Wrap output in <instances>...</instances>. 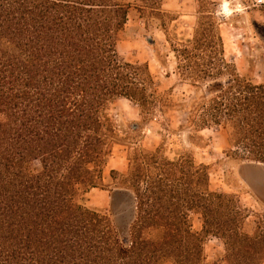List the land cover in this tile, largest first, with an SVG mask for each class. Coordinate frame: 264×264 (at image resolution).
I'll return each instance as SVG.
<instances>
[{"label": "trees", "instance_id": "16d2710c", "mask_svg": "<svg viewBox=\"0 0 264 264\" xmlns=\"http://www.w3.org/2000/svg\"><path fill=\"white\" fill-rule=\"evenodd\" d=\"M138 1L142 16H164L165 0ZM196 1L200 16L181 54L197 91L208 85L192 101V122L197 132L214 129L228 156L264 163V81L226 58L216 4ZM129 8L113 0H0V264H264V214L249 232V210L235 196L208 185L199 196L181 192L175 162L165 160L159 176L144 159L132 166L128 234L90 206L91 192L108 186L114 146L127 138L112 107L128 99L148 113L159 101L148 64L120 52ZM199 208L202 231L189 221ZM208 236L225 247L210 263Z\"/></svg>", "mask_w": 264, "mask_h": 264}, {"label": "rangeland", "instance_id": "374dc122", "mask_svg": "<svg viewBox=\"0 0 264 264\" xmlns=\"http://www.w3.org/2000/svg\"><path fill=\"white\" fill-rule=\"evenodd\" d=\"M113 1L130 6L120 52L129 62L148 64L159 101L148 113L127 99L112 107L121 128L119 134L127 138L124 144L114 146L104 174L108 186L91 192L90 206L111 214L121 234H128L124 227L131 200L125 195L115 197V192L123 189L134 194L135 180L132 175L126 178L139 158L150 163L153 176H159V167L169 160L181 171L177 172L183 178L181 192L199 196L197 191H204L208 185L212 191L235 196L242 208L249 210L246 229L253 232L258 216L264 214L263 169L228 156V148L215 130L197 132L191 118L196 115V111H191L192 101L196 94L205 93L208 81H201L197 91L194 81L184 75L186 63L181 53L182 44L194 36L200 4L196 0H165L164 16L147 18L138 10V0ZM209 1L216 4L226 58L243 75L264 81V12L261 10L264 0ZM171 43L179 52L174 51ZM133 123L138 127L133 128ZM112 170L116 173L112 174ZM204 172L208 173V182ZM122 183L126 187H121ZM196 199L202 201V198ZM198 210L190 212L189 221L194 230L202 231L204 216L202 209ZM154 236L159 238L162 232H154ZM204 253L208 263L221 257L225 254L223 241L215 236L206 237Z\"/></svg>", "mask_w": 264, "mask_h": 264}, {"label": "water", "instance_id": "95a60500", "mask_svg": "<svg viewBox=\"0 0 264 264\" xmlns=\"http://www.w3.org/2000/svg\"><path fill=\"white\" fill-rule=\"evenodd\" d=\"M133 128H137L138 127V124L137 123H133ZM252 165L256 166L257 168H261V170L263 169L264 171V163H261V162H251ZM115 197L116 195H125V196H128L129 199L131 200L130 202V215H129V218L128 220L126 221V224H125V229H128L130 223L133 221L134 219V216H135V200H134V196L133 194L128 191V190H118L115 192ZM115 200V198H114Z\"/></svg>", "mask_w": 264, "mask_h": 264}, {"label": "bare ground", "instance_id": "6f19581e", "mask_svg": "<svg viewBox=\"0 0 264 264\" xmlns=\"http://www.w3.org/2000/svg\"><path fill=\"white\" fill-rule=\"evenodd\" d=\"M227 4V3H226ZM252 166V165H251ZM253 167V166H252ZM255 168V167H254ZM258 170V169H257ZM261 170V169H260Z\"/></svg>", "mask_w": 264, "mask_h": 264}, {"label": "crops", "instance_id": "0c3cea01", "mask_svg": "<svg viewBox=\"0 0 264 264\" xmlns=\"http://www.w3.org/2000/svg\"><path fill=\"white\" fill-rule=\"evenodd\" d=\"M120 100H122V99H120ZM120 100H119V101H120ZM127 100H128V99H127Z\"/></svg>", "mask_w": 264, "mask_h": 264}]
</instances>
